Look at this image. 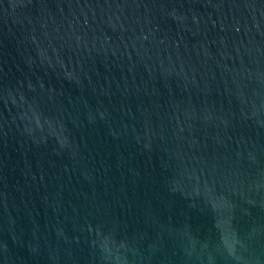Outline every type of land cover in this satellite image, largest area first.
<instances>
[{
  "label": "water",
  "instance_id": "water-1",
  "mask_svg": "<svg viewBox=\"0 0 264 264\" xmlns=\"http://www.w3.org/2000/svg\"><path fill=\"white\" fill-rule=\"evenodd\" d=\"M0 264H264V0H0Z\"/></svg>",
  "mask_w": 264,
  "mask_h": 264
}]
</instances>
